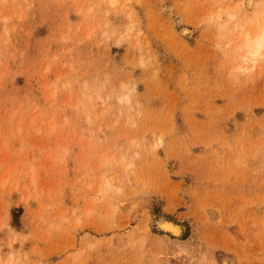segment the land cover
Here are the masks:
<instances>
[{
  "label": "rangeland",
  "instance_id": "obj_1",
  "mask_svg": "<svg viewBox=\"0 0 264 264\" xmlns=\"http://www.w3.org/2000/svg\"><path fill=\"white\" fill-rule=\"evenodd\" d=\"M112 1L0 0V264H264V0Z\"/></svg>",
  "mask_w": 264,
  "mask_h": 264
},
{
  "label": "bare ground",
  "instance_id": "obj_2",
  "mask_svg": "<svg viewBox=\"0 0 264 264\" xmlns=\"http://www.w3.org/2000/svg\"><path fill=\"white\" fill-rule=\"evenodd\" d=\"M111 2H113L111 0ZM115 2V1H114ZM113 2V4H114ZM256 0H247L246 4L248 7H251L252 5L256 4ZM111 4V5H113ZM256 6V5H254ZM263 19H264V13H262ZM264 22V21H263ZM262 22V23H263ZM261 25V23H259ZM240 36L241 42L238 43L236 46L237 51H241V59L244 63L249 62L251 64V68L255 66V63L258 61V58H262L264 56V25L258 27L255 31L254 28L251 30L253 31L251 34L246 32L245 27H241ZM182 35H188L189 31L186 28L181 29ZM77 106V103L75 104V107ZM211 216H214V212L211 211ZM159 227L161 229L167 230L172 229L167 221L165 219H162L158 223ZM226 260V258H225ZM228 260V259H227ZM231 261L228 260L227 262ZM225 263V262H224ZM232 264V263H231Z\"/></svg>",
  "mask_w": 264,
  "mask_h": 264
}]
</instances>
